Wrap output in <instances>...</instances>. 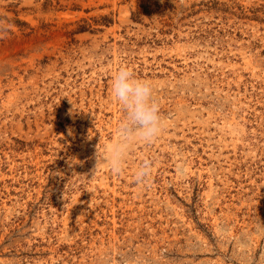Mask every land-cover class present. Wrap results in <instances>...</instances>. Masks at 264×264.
<instances>
[{
  "label": "rangeland",
  "instance_id": "1",
  "mask_svg": "<svg viewBox=\"0 0 264 264\" xmlns=\"http://www.w3.org/2000/svg\"><path fill=\"white\" fill-rule=\"evenodd\" d=\"M121 66L161 132L114 175ZM0 264H264V0H0Z\"/></svg>",
  "mask_w": 264,
  "mask_h": 264
},
{
  "label": "clouds",
  "instance_id": "2",
  "mask_svg": "<svg viewBox=\"0 0 264 264\" xmlns=\"http://www.w3.org/2000/svg\"><path fill=\"white\" fill-rule=\"evenodd\" d=\"M109 83L110 94L123 115L117 127L120 139L112 148L111 158L104 162L110 166L114 175H119L129 146L138 141L151 143L160 134L161 117L151 83L136 77L127 66L118 68ZM99 146L100 143L97 146L96 168L100 163ZM150 172L149 162L144 161L134 169L133 179L137 184H142Z\"/></svg>",
  "mask_w": 264,
  "mask_h": 264
}]
</instances>
